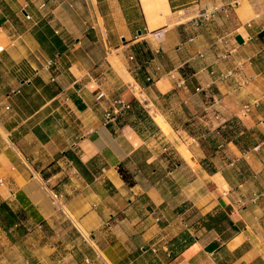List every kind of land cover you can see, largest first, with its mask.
Here are the masks:
<instances>
[{
	"label": "crops",
	"instance_id": "0c3cea01",
	"mask_svg": "<svg viewBox=\"0 0 264 264\" xmlns=\"http://www.w3.org/2000/svg\"><path fill=\"white\" fill-rule=\"evenodd\" d=\"M262 192L264 0H0V264H264Z\"/></svg>",
	"mask_w": 264,
	"mask_h": 264
},
{
	"label": "built area",
	"instance_id": "2783aa9c",
	"mask_svg": "<svg viewBox=\"0 0 264 264\" xmlns=\"http://www.w3.org/2000/svg\"><path fill=\"white\" fill-rule=\"evenodd\" d=\"M27 18H29V16H27ZM160 36H161L160 33H157V34H156V37H160ZM129 59H130V61H134V60H135L134 56H131ZM130 71H133V69H132L131 67H130ZM149 80H150V79H149ZM101 97H102V95L100 96V98H101ZM255 105H256V104H254V106H255ZM252 106H253V105H247V106L244 108V112H245V113H250V111H251V109H252ZM6 109L9 110L10 108H9V107H6ZM130 109H131L130 104L125 103V102L119 100V101L116 102V106H115V108H114L112 111H110V112H108V113L106 114V120H107L108 122H112V121L115 120V118H116L117 116L123 115L124 113L128 112ZM56 198H57V196H56ZM253 199H254V201H259V200H261V199H264V192H262L261 194H257V195H255V197H254Z\"/></svg>",
	"mask_w": 264,
	"mask_h": 264
},
{
	"label": "rangeland",
	"instance_id": "374dc122",
	"mask_svg": "<svg viewBox=\"0 0 264 264\" xmlns=\"http://www.w3.org/2000/svg\"><path fill=\"white\" fill-rule=\"evenodd\" d=\"M204 128V127H203ZM165 134H168L169 131L168 130H165V129H162ZM244 130V127L242 125V123H234L233 125V129L230 130L229 128H226L224 132H222L220 135H218L217 137H214L213 134H211L210 136H207V141H208V144L210 145H213L215 143V141H220L222 142L223 144L225 143L226 140H230V137H234L235 134H239L240 132H242ZM202 131H200L201 133ZM203 133V132H202ZM250 138L251 137H246L244 138L243 140L240 139V142L243 146H245V144H248L250 145ZM224 154V157L226 159H230V155L227 154V152H225V149H224V152L222 153ZM228 156V157H227Z\"/></svg>",
	"mask_w": 264,
	"mask_h": 264
},
{
	"label": "bare ground",
	"instance_id": "6f19581e",
	"mask_svg": "<svg viewBox=\"0 0 264 264\" xmlns=\"http://www.w3.org/2000/svg\"><path fill=\"white\" fill-rule=\"evenodd\" d=\"M143 99V98H142ZM153 113V112H152ZM160 115V114H159ZM156 121L158 122V125L162 128V129H165V130H168L169 127L168 125L162 120V118L158 117L156 118ZM169 131V130H168ZM175 134V133H174ZM184 148V147H183ZM182 150V149H181ZM187 150V149H186ZM184 151V150H182ZM181 151V153H182ZM188 159V158H187ZM190 160V159H189Z\"/></svg>",
	"mask_w": 264,
	"mask_h": 264
},
{
	"label": "trees",
	"instance_id": "16d2710c",
	"mask_svg": "<svg viewBox=\"0 0 264 264\" xmlns=\"http://www.w3.org/2000/svg\"><path fill=\"white\" fill-rule=\"evenodd\" d=\"M245 137H239V138H235V137H232V138H230V139H232V141L236 144V145H238V146H242L241 145V142H240V139H244ZM250 145H248V144H245V146H244V148H247V147H249Z\"/></svg>",
	"mask_w": 264,
	"mask_h": 264
}]
</instances>
